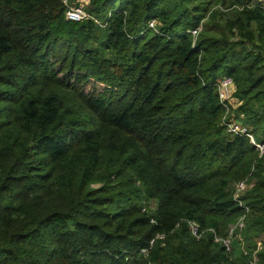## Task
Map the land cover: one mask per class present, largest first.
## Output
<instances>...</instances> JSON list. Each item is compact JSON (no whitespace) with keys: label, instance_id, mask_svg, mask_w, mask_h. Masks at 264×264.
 <instances>
[{"label":"trees","instance_id":"1","mask_svg":"<svg viewBox=\"0 0 264 264\" xmlns=\"http://www.w3.org/2000/svg\"><path fill=\"white\" fill-rule=\"evenodd\" d=\"M65 11L0 0V264H264V157L226 133L216 86L264 142L262 1Z\"/></svg>","mask_w":264,"mask_h":264},{"label":"built area","instance_id":"2","mask_svg":"<svg viewBox=\"0 0 264 264\" xmlns=\"http://www.w3.org/2000/svg\"><path fill=\"white\" fill-rule=\"evenodd\" d=\"M90 0H76L74 3H71L70 0H62L63 4L66 6L65 19L70 22H81L84 20H92L95 24L100 25L97 20H95L87 11V5ZM264 6V0H261ZM156 25L155 21L150 22V27L154 28ZM200 29L191 31L192 37L196 38L198 31ZM217 93L219 102L223 108V116L221 119V124L225 128V131L229 135L238 136L245 138L249 141V144L252 145L258 153V158L264 157V142H259L251 129L240 122L238 119H235L231 113V108L238 106L240 103L234 101V82L233 79L229 76L220 77L217 82ZM251 185L247 184V181H241L235 186L234 200H236L239 206L245 208L242 203L238 200V195L250 188ZM244 227L243 218L239 219L234 226H232L228 231V236L225 239H216L220 241L224 246L226 251L231 250V242L235 238L234 233L236 230H241ZM189 230L191 234L198 238L200 237V232L198 230V225L194 222L189 223ZM162 238V236H160Z\"/></svg>","mask_w":264,"mask_h":264},{"label":"rangeland","instance_id":"3","mask_svg":"<svg viewBox=\"0 0 264 264\" xmlns=\"http://www.w3.org/2000/svg\"><path fill=\"white\" fill-rule=\"evenodd\" d=\"M91 90H92V86H91V85H85V86L82 87V91H83L84 93H89ZM242 241H243V240H242ZM242 241H241V242H242Z\"/></svg>","mask_w":264,"mask_h":264}]
</instances>
